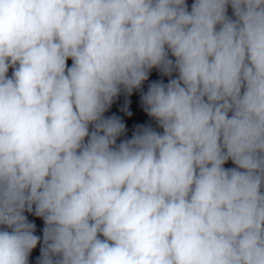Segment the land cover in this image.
I'll use <instances>...</instances> for the list:
<instances>
[{
    "label": "clouds",
    "instance_id": "clouds-1",
    "mask_svg": "<svg viewBox=\"0 0 264 264\" xmlns=\"http://www.w3.org/2000/svg\"><path fill=\"white\" fill-rule=\"evenodd\" d=\"M134 92L162 131L120 139ZM38 245L35 264H264V0H0V264Z\"/></svg>",
    "mask_w": 264,
    "mask_h": 264
},
{
    "label": "water",
    "instance_id": "water-1",
    "mask_svg": "<svg viewBox=\"0 0 264 264\" xmlns=\"http://www.w3.org/2000/svg\"><path fill=\"white\" fill-rule=\"evenodd\" d=\"M189 6L192 3V0H188ZM229 14H231V12L229 11ZM69 65L71 64V61L68 62ZM11 69L9 70V75H11ZM157 79H163L165 82H167V77H161L160 74L156 71L153 70L151 75H150V81L151 80H157ZM149 81V82H150ZM147 85L148 82H145V84L143 85V89L144 91L147 90ZM125 97L123 95H121L112 105V108L110 109V111L108 113H106V115H111L112 113H116L118 115H123V113H121L119 111L120 106L123 104ZM129 99L132 100V105L130 106L133 110H135L136 112V120L132 121V120H128L126 119V122L128 123V131L126 133L125 137H121L120 139H124V138H130L132 135V132L134 130L133 128V123H145V124H151L153 128H155L157 131H162L161 129L158 128V126L156 125V122L149 118L147 116L146 113H143L142 108H140L139 106V92H134L133 95L131 97H129ZM119 143V140L117 141ZM226 167H231V162H229L228 164L225 165ZM29 220L33 221L36 223L37 225V231L36 234L42 236V228H43V221L42 219L35 217L29 213H25ZM39 256V245L37 246L36 249L33 250L32 254L30 255V264H35V260L36 257Z\"/></svg>",
    "mask_w": 264,
    "mask_h": 264
}]
</instances>
